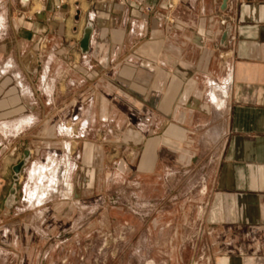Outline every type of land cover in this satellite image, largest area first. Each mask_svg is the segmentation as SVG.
<instances>
[{
    "label": "crops",
    "instance_id": "0c3cea01",
    "mask_svg": "<svg viewBox=\"0 0 264 264\" xmlns=\"http://www.w3.org/2000/svg\"><path fill=\"white\" fill-rule=\"evenodd\" d=\"M144 1L0 0V160L53 148L69 183L29 220L0 199V264H86L131 215L164 264H264V0Z\"/></svg>",
    "mask_w": 264,
    "mask_h": 264
},
{
    "label": "rangeland",
    "instance_id": "374dc122",
    "mask_svg": "<svg viewBox=\"0 0 264 264\" xmlns=\"http://www.w3.org/2000/svg\"><path fill=\"white\" fill-rule=\"evenodd\" d=\"M38 146L37 143L30 146L21 145L18 147L16 156L11 157L12 159H10V161H8L6 164L4 163V160H0V172L4 170V167H6L8 177L6 180L5 190L0 195V199L6 204L7 209L9 208V206H11L9 205V203H12V201L14 200L9 192V189L11 187H15L17 189V192L15 194V201L12 203L13 207L10 213L13 215L14 212H17L18 215L14 216L13 218L26 220L33 218V215L30 214V212H23V210L32 202L30 196L33 191L36 192V189H39L40 192L44 193L46 196L42 198L41 202H33L34 204L47 201H49V204H52L53 202L50 200H56L57 196H59L57 193L61 192L62 194H64L68 192V181L66 180L64 175L63 178L59 177L62 172L58 170V167L56 168L54 164L50 162V159L49 164L45 163L46 161H44L47 154L53 155L59 154L61 152L53 148L49 149L46 146H42L39 149L40 151L36 153ZM31 150H33V153H29L32 154L33 157H31V159L22 166L21 171L25 170L26 173H23L21 181H19L16 186L13 185V183L9 184L12 175H14V171L12 170L11 166H13L15 163H19L21 160H24L26 157V151ZM32 161H43V163H40L42 165L39 168L32 169ZM55 165H58V163H55ZM53 166L54 169L56 168V170H58V172H55L56 170H53ZM50 177H53L54 179ZM199 183L200 179L198 180V178H179L177 193H179V195H182L181 197H185L186 190H188L192 184L198 185ZM25 187L27 188L24 191ZM55 190L57 191L55 192ZM3 212H6V215H4V217H7L8 211ZM50 216L51 214L49 212L45 215L46 218H49ZM126 221L130 223L129 225L134 224V228H136V215L129 216ZM129 225L125 224V222H123L121 225L120 220L115 224L110 225L109 227L100 229L96 242L83 245L84 251L88 250V252H95V254H93L90 258L87 255L85 259L86 264H164L166 261L164 258H153L161 251H168L170 249V244L138 242L137 232L134 231V228Z\"/></svg>",
    "mask_w": 264,
    "mask_h": 264
},
{
    "label": "built area",
    "instance_id": "2783aa9c",
    "mask_svg": "<svg viewBox=\"0 0 264 264\" xmlns=\"http://www.w3.org/2000/svg\"><path fill=\"white\" fill-rule=\"evenodd\" d=\"M128 1L131 3L132 7L138 9L139 11L149 13L153 10V6L147 4L144 0H121L122 3ZM181 1L182 0H157V2L160 3L165 9L164 16L166 20L168 21L173 20V12ZM59 8H61L60 4L57 5V9ZM70 119L74 125H79L81 123L79 116L77 114H72L70 116ZM61 127L63 132H68L72 134L74 133L78 134L80 132L79 134L83 135V132H81L80 129L78 131H73V125H66L61 123Z\"/></svg>",
    "mask_w": 264,
    "mask_h": 264
},
{
    "label": "water",
    "instance_id": "95a60500",
    "mask_svg": "<svg viewBox=\"0 0 264 264\" xmlns=\"http://www.w3.org/2000/svg\"><path fill=\"white\" fill-rule=\"evenodd\" d=\"M88 42H89V32H86V34L84 35L82 41H81V48L85 51L88 48ZM27 154V152H26ZM24 165V161L20 162L19 164H17L14 167V171L17 173H19L21 171L22 166Z\"/></svg>",
    "mask_w": 264,
    "mask_h": 264
},
{
    "label": "bare ground",
    "instance_id": "6f19581e",
    "mask_svg": "<svg viewBox=\"0 0 264 264\" xmlns=\"http://www.w3.org/2000/svg\"><path fill=\"white\" fill-rule=\"evenodd\" d=\"M55 177V176H54ZM59 177L60 178H63V173H61V175H59ZM44 178V177H43ZM42 178V179H43ZM50 178H52V179H54L53 177H50ZM64 180V179H63ZM42 181V180H41ZM60 181V180H59ZM58 182V181H57ZM42 184V183H41ZM37 187V186H36ZM57 187V186H56ZM36 192H32L31 193V196H30V199H31V201H32V203L33 202H41V200H42V198L43 197H45L46 195L44 194V193H42V192H40V190L39 189H36L35 190ZM57 190H55V192H56ZM36 204V203H35Z\"/></svg>",
    "mask_w": 264,
    "mask_h": 264
}]
</instances>
